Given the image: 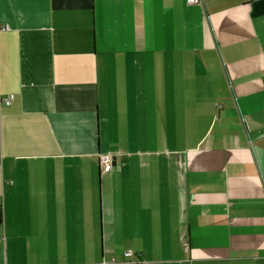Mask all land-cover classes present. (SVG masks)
<instances>
[{"label":"crops","instance_id":"crops-1","mask_svg":"<svg viewBox=\"0 0 264 264\" xmlns=\"http://www.w3.org/2000/svg\"><path fill=\"white\" fill-rule=\"evenodd\" d=\"M263 71L264 0H0V264H264Z\"/></svg>","mask_w":264,"mask_h":264},{"label":"built area","instance_id":"built-area-1","mask_svg":"<svg viewBox=\"0 0 264 264\" xmlns=\"http://www.w3.org/2000/svg\"><path fill=\"white\" fill-rule=\"evenodd\" d=\"M188 4H197L199 3V0H186ZM263 83H264V71H263ZM14 99V94H9L6 97L1 98V104L3 105H10L11 102ZM99 164L104 169H109L111 166V159L110 154H103L99 157ZM123 257H125L128 260H131L134 264H141V258L139 253H135L132 250H124L122 252Z\"/></svg>","mask_w":264,"mask_h":264},{"label":"trees","instance_id":"trees-1","mask_svg":"<svg viewBox=\"0 0 264 264\" xmlns=\"http://www.w3.org/2000/svg\"><path fill=\"white\" fill-rule=\"evenodd\" d=\"M2 223V211L0 209V224Z\"/></svg>","mask_w":264,"mask_h":264},{"label":"rangeland","instance_id":"rangeland-1","mask_svg":"<svg viewBox=\"0 0 264 264\" xmlns=\"http://www.w3.org/2000/svg\"><path fill=\"white\" fill-rule=\"evenodd\" d=\"M128 250V249H127ZM130 250V249H129ZM125 258V257H124ZM126 259V258H125ZM126 260H128V259H126ZM111 262H115V260L114 259H111Z\"/></svg>","mask_w":264,"mask_h":264}]
</instances>
